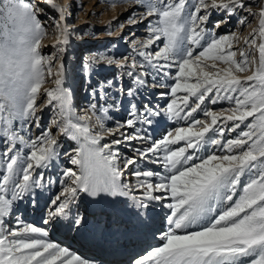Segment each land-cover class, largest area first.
<instances>
[{
	"label": "snow or ice",
	"instance_id": "snow-or-ice-1",
	"mask_svg": "<svg viewBox=\"0 0 264 264\" xmlns=\"http://www.w3.org/2000/svg\"><path fill=\"white\" fill-rule=\"evenodd\" d=\"M103 2L133 4L128 23L147 21L146 34L135 39L134 56L100 54L83 63L91 90L88 104L77 111L64 80L63 57L72 36L68 9L41 0L57 13L54 51L46 56L40 51L46 26L39 4L0 0V264H90L43 239L44 229L19 220L22 227L5 228L14 204L28 197L35 206L45 183L61 188L48 200L44 223L77 232L95 228L101 239L113 215L120 224V213H130L137 226L149 228L154 202L166 208L161 244L130 256L128 264H264V5L253 13L251 0ZM213 12L239 15L237 24L244 27L252 22L249 16L258 15V28L239 49L234 31L215 33L228 21L208 26ZM100 64L115 66L119 78L91 84L93 66ZM46 78H54L55 86L45 88L37 104ZM149 88L166 89L160 96L169 102L138 99ZM206 101L230 107L215 111ZM45 107L55 111L51 126L40 123ZM121 110L127 118L108 126ZM164 119L187 126L153 139V125ZM53 127L75 146L58 151ZM32 128L40 129L35 137ZM226 132L235 136L225 138ZM125 145L132 155L121 154ZM61 156L69 165L59 173L62 178L46 180L45 170L59 167ZM141 163L159 165L163 172L137 167ZM125 173L136 182L126 181ZM84 199L101 206L99 212H81Z\"/></svg>",
	"mask_w": 264,
	"mask_h": 264
},
{
	"label": "rangeland",
	"instance_id": "rangeland-1",
	"mask_svg": "<svg viewBox=\"0 0 264 264\" xmlns=\"http://www.w3.org/2000/svg\"><path fill=\"white\" fill-rule=\"evenodd\" d=\"M72 1L73 0H71L70 4L67 6L64 3L65 5L63 6L66 9H68V12L66 13L67 24L69 25L71 33H72L70 43L67 46V54L63 57L64 63H65L64 80H65V87H68L72 90L73 107L74 109L79 111L81 108L85 107L88 104L89 97L87 93L88 91L91 90L89 88V84L86 83V77L84 75L83 68H82L83 63L91 59L92 57H95L100 54L111 55L116 58H119L121 56H130V57L134 56L135 55L134 49L138 47V45H136L134 41L136 38L140 40L144 39L145 34H146L145 24L147 23V21H145L144 23H138L136 25H131L128 23V16L135 8V6L130 3H122V4H117L115 7H110L109 4L106 2H103V0H76L78 4L77 3L71 4ZM35 2L39 4V7L41 9H43V13L40 16V19L42 21V24L46 26V35L42 40V46H41L40 51L42 54L47 56V55H50L54 51L51 45H53L56 42V35L54 34V29L52 27V24H53V21L57 19V13L56 11L53 10V8L48 7L45 3H41V0H35ZM88 4H92L90 8H88ZM261 5H264V0H251L250 5H249L251 12L258 13ZM81 6H83L82 10H81ZM113 9L117 13L116 16L110 20L104 19L103 12L107 10L109 14H112ZM137 11L142 12L143 9L139 8L137 9ZM243 14H246V13H241V15ZM113 19H115L114 20L115 22H111V20ZM222 19L228 22L221 24L219 28L215 29L216 35L226 34L230 30L234 31L236 35L240 37V42L239 44L236 45V47L239 49L244 48V43H243L244 39L249 37V34L252 33L254 29L258 28V22H259L258 15L255 17V19L249 16L248 19L252 22L250 26L244 27L242 25L237 24L239 15L232 16L231 18H229V17H226L223 12H213L208 21V26L211 27L217 21H220ZM123 24H124V27H122ZM132 33L135 34L134 37ZM124 43H126V46H125L126 47L125 53L127 52L126 54L125 53L123 54L122 52H120L121 49H119V48H123V46L125 45ZM236 58L240 59L239 52L237 53ZM252 58L258 59L257 51L253 50ZM136 59L140 60L141 58L136 56ZM93 67L96 68V71L92 75V78L90 81L91 84H96L97 81L103 80L105 78L111 79L114 76L119 78V75H120L119 70L112 69L113 67H106L103 64H100L99 66L94 65ZM174 71L175 69H173V72ZM250 74L251 73H243L241 75L246 76ZM53 79L54 78H46V83L40 90V96L37 99V104H40V101L43 99L44 89L52 88L55 86L53 83ZM163 91H166V89L149 88L147 90H144V95L141 98L142 99L146 98L148 100H151L152 104H159L161 106H164L167 102H169V98L167 97L161 98L160 93ZM180 95H183V94L181 93ZM206 105H207V101H206ZM207 107L210 108L211 110L219 111L221 109L230 107V105L227 102H224V103H219L216 105H207ZM38 114L42 115V119L40 121L41 125L51 126L49 122L55 115L54 110H50L49 108L45 107L42 109V112ZM196 115L200 119L210 120V118H205L201 113H197ZM125 118H127V114L126 112L121 110L120 112L116 114L113 121H107V125L112 126L115 121H123V119ZM20 123L22 124L23 122H20ZM163 124L164 126L161 127V129H159L158 131L152 134V137L156 136L155 138H157V140L161 138V136L164 135L165 133V131L163 132L164 128L167 129L166 127H172V125L176 123L163 122ZM179 126H187V125L184 122H180L176 124L175 126H173L171 129H173L174 127H179ZM52 130L56 136V139L61 145V148L58 149V151L62 152L63 150L70 149L71 147L75 146L74 142L69 139H66L63 136V134L56 133L54 127ZM39 131L40 129L32 128L30 135L35 137L39 133ZM209 135H211V133H209ZM234 136H235V133H227V132L225 133V138H232ZM109 139H111V137H109ZM179 146L180 145H176L174 147H179ZM121 154L124 156H130L133 153L128 148V146L125 145V146H122L121 148ZM217 154H219V152H217ZM57 163L59 167L49 168V169H52L51 170L52 172L49 171L45 173L46 180L50 179V180L55 181L57 179L62 178L59 176V173L65 167L69 166L67 164L66 159L63 156H61L60 160ZM158 166L153 167L151 169L155 168V170H157ZM137 167H144L143 163L142 165L141 164L137 165ZM49 169H47V171ZM0 171H1V174L4 173V169ZM159 171H162V170H159ZM133 181L134 183L136 182L134 177H133ZM49 187H50V190L54 193L51 196V198H53L56 194L60 192L61 186L56 183H53V184L45 183V187L42 190L48 191ZM136 195H138V193ZM17 214L18 213L15 210L13 211V215L8 216L7 220L9 224L5 222V228H12L15 225L14 224L15 218L13 216ZM28 218L29 217L26 216L22 218V221L29 223ZM165 224L166 222H164L163 225ZM163 231H165V229H162V232ZM45 239L48 242H51L49 238H45ZM156 239H157L156 241L158 240L160 241L159 236ZM63 246L66 247L65 245ZM154 246H157V244L156 245L154 244Z\"/></svg>",
	"mask_w": 264,
	"mask_h": 264
},
{
	"label": "bare ground",
	"instance_id": "bare-ground-1",
	"mask_svg": "<svg viewBox=\"0 0 264 264\" xmlns=\"http://www.w3.org/2000/svg\"><path fill=\"white\" fill-rule=\"evenodd\" d=\"M70 1L71 0H54V4L56 5V6H64L65 4H66V6L67 5H69L70 4ZM65 3V4H64ZM75 3H77L78 4V2L76 1V0H73L72 1V3L71 4H75ZM91 5L92 4H88V8H90L91 7ZM65 8V7H64ZM87 8V9H88ZM116 9V8H115ZM117 10V9H116ZM116 12H115V10L113 9V11H112V14H109L108 13V11L106 10V11H104L103 12V17H104V19H107V20H110V19H112V18H114L115 16H116ZM115 19H113V20H111V22H115L114 21ZM110 22V23H111ZM122 27H124V24L122 25ZM128 27V26H127ZM127 53V52H126ZM125 53V54H126ZM140 98V97H139ZM163 122H165V123H173L172 121H169V120H166V119H164V120H160L158 123H156V124H154L153 125V128H152V130H151V134H153L154 132H156V131H158L159 129H161V127H163L164 126V124H163ZM175 125V124H174ZM169 130H171V127L169 128ZM166 131V130H165ZM157 134V133H156ZM160 135V134H159ZM156 137V136H155ZM155 137L153 136V138L155 139ZM126 154V153H125ZM144 166L145 167H149V168H153V167H157L158 165H156V164H148V165H145L144 164ZM159 169H161V168H159ZM0 170H3V168L2 167H0ZM52 169H50V171H51ZM130 171V170H129ZM47 172H49V170L47 171ZM52 172V171H51ZM0 174H1V171H0ZM130 177V179L129 180H131V176L130 175H128V173H125V179H126V177ZM54 193L50 190V187H49V190L48 191H46V190H40V195L39 196H37V203L35 204V206L33 205V203L31 202V200L28 198V197H25L23 200H21V201H17L15 204H14V206H13V211H15L16 210V212H17V210H19V211H21L22 209H23V213H21L20 214V212H17L18 213V216H16V215H14L13 217L15 218L14 219V226L12 227L13 229H15V228H17V227H22L23 225H31V226H34V227H39V228H41V229H44V230H46V231H48V228L46 227V224L44 223V220L46 219V217H47V209L50 207V205L48 204V200H49V198H51V196L53 195ZM137 194V193H136ZM138 195H139V193H138ZM88 200L87 199H84V200H82V202L84 203V202H87ZM81 202V203H82ZM166 202H168L167 200L165 201V203ZM94 205V204H93ZM28 206H29V208H28ZM153 206H154V208L156 209V213H157V210H159L160 208H161V206H160V203H157V202H154V204H153ZM19 207H21V208H19ZM88 207V208H87ZM158 207V208H157ZM19 208V209H18ZM94 208H97V209H99L100 210V208H98L96 205H95V207H92L91 205H89V203H87V204H83V208L81 209V207H80V209H81V212H83L85 209H88V211H93L94 210ZM167 210V209H166ZM13 211H12V213L10 214V215H12L13 214ZM30 212V213H32L33 214V217H31L30 216V214H26V215H24V212ZM97 212H99V211H97ZM26 216H28L29 218H28V221H29V223H26V222H23L22 221V217H26ZM161 220H159V224L161 225L160 226V228H159V230L157 231L158 233L161 231L162 232V229H164L163 227H164V222L162 221V220H164V218L162 219V218H160ZM22 221L23 222V225H20V224H18L17 223V221ZM5 222H7L8 224H9V222H8V220H7V217L5 218ZM16 222V223H15ZM12 223V222H11ZM50 224V223H49ZM51 226H54V224H51ZM50 226V227H51ZM88 234H89V232H87L85 235L86 236H88ZM158 236H159V234H157ZM158 236H156L157 238H158ZM45 238H49L50 240H51V243H55V244H57L52 238H50V237H44L43 239H45ZM157 240V239H156ZM155 240V241H156ZM61 247H64L63 245H60ZM66 246V245H65ZM67 247V246H66ZM65 247V248H66ZM68 249H69V252L70 253H72V254H74V255H76V256H79V257H81V259H85L83 256H81V255H79L78 253H76L75 251H73V250H71L69 247H67ZM86 260V259H85ZM90 262V264H98L97 262H92V261H89Z\"/></svg>",
	"mask_w": 264,
	"mask_h": 264
}]
</instances>
